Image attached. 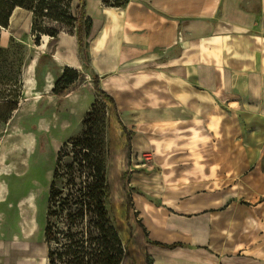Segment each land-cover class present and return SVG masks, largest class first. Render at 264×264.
I'll list each match as a JSON object with an SVG mask.
<instances>
[{
    "label": "rangeland",
    "instance_id": "1",
    "mask_svg": "<svg viewBox=\"0 0 264 264\" xmlns=\"http://www.w3.org/2000/svg\"><path fill=\"white\" fill-rule=\"evenodd\" d=\"M123 1L104 0L103 3ZM77 2L73 0L74 6ZM243 3H249L252 7L262 3V0H243ZM28 13L19 10L12 13L8 26H11L10 31L14 36L9 45L3 47L13 53L10 59L13 55L16 59H22L20 69L23 88L18 108L0 128V264H47L43 229L57 152L64 142L81 133L85 113L97 98L92 74V71H96L90 61L89 46L92 23L85 39L87 44L84 52L89 62L87 68L80 58L75 35L65 31H61L56 38L41 35L37 43L35 34L31 32V14ZM85 17H89L86 9ZM89 18L92 22V18ZM257 34L264 36L260 32ZM73 41H76V48ZM217 51L210 50L209 55V96L238 98L235 103H217L215 107L220 112L229 113L231 107L235 106V112L242 110V114H237L235 119H224L222 123L226 124L218 134L208 135L209 146L201 152H175V145L170 150L168 144L175 143L176 139L170 140L168 128L160 125L155 130L151 128L154 122L160 123L155 117L172 121L175 118L174 110L183 111L175 105H163V110L159 108L162 106L160 101L168 95L167 88L159 86L167 79V75L161 73L166 70L156 65L155 72H151L152 67H148L145 71L129 73L132 78L128 79H122L121 76L126 73L121 72L96 73L100 87L114 96L121 122L128 131L133 132L129 136L130 140H127V134L113 112L109 111L111 127L107 133L109 154L106 165L112 188L109 206L115 211L116 225L122 236L129 239L132 258H127L124 264H152L146 245L148 231L143 221L145 209H149L145 205L146 201L159 204L154 194L160 188L154 178L157 174L164 173L169 178L174 177L176 172H188L193 177H210L208 181L212 191L226 192V195L231 192L240 204L264 199V64L258 62L255 73L233 71L230 79L226 80V88L215 90L216 67H225L222 54L220 56L218 52L214 57ZM180 52L177 48L172 54L179 55ZM52 54L59 59H71L73 68L80 73L78 80L61 97L54 94L52 89L65 66L57 64ZM218 59L220 62L216 63ZM163 64L168 63L165 61ZM136 75L139 80L133 79ZM28 77L32 82L29 88L26 85ZM136 83L140 87L138 93L134 92L135 95L143 99L145 94L154 99L157 105L152 107L142 102L137 112L129 113L124 108L126 95L131 92L127 84L132 86ZM153 84L158 86L149 89V85ZM245 108L247 110L244 113ZM185 144L182 136L178 138L176 147L184 148ZM176 155H181L183 160H197L203 165L194 166V162H189L190 166L175 167L173 159ZM257 216L254 231L242 226L233 232L235 239L246 243L255 239L257 245L255 255L253 249L244 244L235 249L229 256L241 258L237 264H249L253 256L256 257V264H264V216L259 212Z\"/></svg>",
    "mask_w": 264,
    "mask_h": 264
},
{
    "label": "crops",
    "instance_id": "2",
    "mask_svg": "<svg viewBox=\"0 0 264 264\" xmlns=\"http://www.w3.org/2000/svg\"><path fill=\"white\" fill-rule=\"evenodd\" d=\"M103 1L99 0L94 14H88L86 3V15L93 20L89 46L90 61L96 73L121 72L126 73L122 79H128L132 78L129 73L145 71L148 67L155 72L154 66L162 67L166 71L161 73L166 74L167 79L159 86L167 88L168 95L160 101L159 108L175 105L183 111L174 110L172 121L155 117L160 123L154 122L151 128L167 127L170 140L176 139L167 148L171 150L175 145V152L207 150L208 135L218 134L226 124L222 123L224 119H235L237 114H242V110L235 112V106L229 113L215 107L217 103H235L238 98L209 96L210 50L217 49L214 57L218 52L222 54L225 65L216 67L215 90L226 88V80L233 71L257 72V63L264 64V36L257 34H264V0L252 7L243 0H124L117 4ZM16 10L29 14L19 7L13 13ZM10 30L11 26L2 28L0 25L2 47H7L14 36ZM73 42L76 48V41ZM177 48L180 54L173 55L172 51ZM54 54L57 64L74 66L71 59L60 57L57 60ZM165 61L168 64H163ZM134 78L140 79L137 75ZM156 86L149 85V89ZM127 87L131 88L124 102L127 112H137L142 102L152 107L157 105L145 94L143 99L135 95L139 83L127 84ZM182 136L185 147H176ZM189 162H194V166L203 165L197 160H183L181 155L173 159V165L178 168L190 166ZM154 178L160 184L154 193L159 204L146 201L149 209H145L143 221L148 231L146 245L152 264H237L241 258L229 255L243 244L256 254L255 239L246 243L235 239L233 232L242 226L255 230L258 212L264 216V199L240 204L231 192L226 195V192L212 191L210 177H193L188 172H176L169 178L162 173ZM253 257L249 264L257 263ZM262 257L264 260V254Z\"/></svg>",
    "mask_w": 264,
    "mask_h": 264
},
{
    "label": "trees",
    "instance_id": "3",
    "mask_svg": "<svg viewBox=\"0 0 264 264\" xmlns=\"http://www.w3.org/2000/svg\"><path fill=\"white\" fill-rule=\"evenodd\" d=\"M17 7L30 12L31 32L37 43L41 35L56 38L61 31L75 35L80 58L89 67L84 49L92 22L85 17V0H78L75 6L73 0H0L1 26H8ZM11 54L0 45V128L18 108L23 88L22 59L14 55L10 59ZM92 74L97 98L85 113L81 133L64 142L57 152L43 229L47 264H124L127 258H132L129 239L122 236L115 211L109 206L112 196L106 169L109 111L127 134V140L133 132L121 122L114 96L101 88L98 76L93 71ZM79 76L78 70L65 66L53 93L58 97L66 94Z\"/></svg>",
    "mask_w": 264,
    "mask_h": 264
},
{
    "label": "bare ground",
    "instance_id": "4",
    "mask_svg": "<svg viewBox=\"0 0 264 264\" xmlns=\"http://www.w3.org/2000/svg\"><path fill=\"white\" fill-rule=\"evenodd\" d=\"M87 3H88V10H87L88 14H94L96 13V11H98L97 3H99V0H87ZM55 59L59 60V57L56 56ZM31 83H32L31 79L30 77H28L26 79V85L28 88L31 86ZM143 215L145 216V214ZM43 261L46 263V259H44Z\"/></svg>",
    "mask_w": 264,
    "mask_h": 264
}]
</instances>
